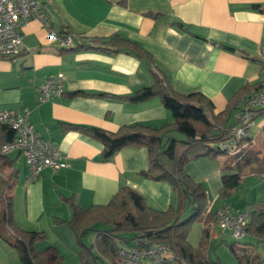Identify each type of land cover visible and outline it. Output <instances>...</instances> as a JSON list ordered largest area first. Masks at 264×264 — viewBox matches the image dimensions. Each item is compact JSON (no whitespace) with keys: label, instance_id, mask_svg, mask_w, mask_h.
<instances>
[{"label":"crops","instance_id":"0c3cea01","mask_svg":"<svg viewBox=\"0 0 264 264\" xmlns=\"http://www.w3.org/2000/svg\"><path fill=\"white\" fill-rule=\"evenodd\" d=\"M40 1L47 6L57 31L86 39L118 33L138 42L153 55L154 69L165 75L175 90L183 94L202 92L214 101L216 113L225 111L231 99L244 90L234 102L229 123L234 122L240 97L264 72V12L255 8L264 7V0ZM23 35V52L0 58V108L17 113L28 108L36 129L62 152L64 166L58 170L46 167L30 179L24 155L14 150L0 155V179L12 176L8 193L15 221L26 233H37L35 251L50 248L67 258L76 236L66 223L56 221L73 217L75 209L66 197L74 196L79 207L87 209L109 203L128 186L143 195L148 206L161 210L168 209L176 197L169 182L140 175L149 165L146 146H126L111 161H104V146L99 140L66 129L65 124L115 132L134 123L158 128L175 118L159 96L139 102L122 98L153 82L146 59L126 51L62 49L38 18L24 25ZM59 73L65 76L64 93L41 102L39 86ZM254 148L264 156V148L257 147L255 137ZM224 160V156H201L185 165L187 174L204 189L210 205L211 199L217 203L221 198ZM229 195L224 206L209 210L218 213L224 207L241 212L250 210L247 203H264V177L247 175ZM236 197H244L241 208L234 206ZM214 227L211 234L218 238ZM203 232L204 224L201 238ZM188 239L193 247L199 246L200 242H192L194 238ZM236 245L249 250L254 247ZM0 264H23L16 249L1 236Z\"/></svg>","mask_w":264,"mask_h":264},{"label":"trees","instance_id":"16d2710c","mask_svg":"<svg viewBox=\"0 0 264 264\" xmlns=\"http://www.w3.org/2000/svg\"><path fill=\"white\" fill-rule=\"evenodd\" d=\"M255 8L264 12V7L255 5ZM177 24L186 28L181 22ZM223 47L235 50L231 46ZM62 49H95L111 53L126 51L146 59L151 66L153 82L122 98L139 102L159 96L175 118L173 122L158 128L134 123L122 125L115 132L94 126L65 124L66 129H75L99 140L104 146V161H111L126 146H146L149 165L140 175L169 182L176 197V201L166 210L148 206L143 195L128 186L122 187L109 203L96 204L87 209H81L74 196L66 197V201L75 209L73 217L69 220L57 218L56 221L66 223L82 247L81 261L78 264H105V261L115 264L120 243L129 242L138 235L166 242L187 264H219L207 253V245L213 238L211 228L219 223L218 213L209 210L204 189L187 174L185 165L201 156L218 159L221 154L227 153L218 148V143L229 138V129L234 124L229 123V118L235 108L234 102L244 90L231 99L225 111L216 113L215 103L211 98L202 92L183 94L175 90L165 75L154 69L153 55L138 42L118 33L108 38L86 39L80 36L76 38L74 45L63 46ZM246 89L248 88L245 87ZM261 115H264V107L257 110L256 118ZM174 131L183 133L185 138H176ZM14 138V129L0 121V148ZM228 157L223 162L220 196L227 197L239 188L249 174L264 177V156H260L254 148V136L250 132ZM11 185L12 176L1 177L0 236L17 250L23 264H71L57 250L48 248L41 252L35 251L34 240L37 233H26L15 221L13 202L8 193ZM247 204L251 206L248 209L250 220L246 234L264 242V203ZM189 211L190 215L185 218ZM196 221L203 222L204 232L199 246L193 247L188 235ZM99 223L105 224V228L96 230L93 244L87 246L82 238ZM127 234L132 236L126 237ZM232 249L239 264H264V258L256 248L249 250L233 244Z\"/></svg>","mask_w":264,"mask_h":264},{"label":"built area","instance_id":"2783aa9c","mask_svg":"<svg viewBox=\"0 0 264 264\" xmlns=\"http://www.w3.org/2000/svg\"><path fill=\"white\" fill-rule=\"evenodd\" d=\"M32 18L40 19L48 28L50 38L59 40L62 46L74 45L72 33L57 31L52 27L49 10L40 0H0V58L14 57L24 50L23 27ZM65 76L59 73L47 77L39 86V100H50L64 93ZM234 124L229 129V138L218 143V148L230 151L248 136L256 119L258 109L264 107V72L260 80L250 87L238 100ZM0 121L9 124L15 138L0 148V155L20 151L29 166L30 179L51 167L58 170L64 166L60 149L36 129L30 119V110L21 113L0 108ZM235 152V151H234ZM233 152V153H234ZM219 227L231 230L235 237L246 234L249 225V210L231 213L228 208L218 212ZM115 264H187L166 242L151 240L147 235H138L129 242L120 243Z\"/></svg>","mask_w":264,"mask_h":264},{"label":"rangeland","instance_id":"374dc122","mask_svg":"<svg viewBox=\"0 0 264 264\" xmlns=\"http://www.w3.org/2000/svg\"><path fill=\"white\" fill-rule=\"evenodd\" d=\"M263 124H264V115H261L255 119L254 125L250 131V133L254 135L256 142H257V147L259 149L264 148V131L261 130V127ZM173 134L176 138H180V139L185 138V135L179 131H174ZM235 150H236V147H233L226 154H221L220 157L223 158L224 156L225 160H228L229 159L228 155L233 153ZM247 172L249 171L247 170ZM244 180L245 178L243 179V182ZM217 195H219V192ZM229 196L230 195H228L227 197ZM227 197L221 196V198L218 200L217 203H214V201L211 199V202H213V205H210V202H209V207H211L214 210L215 208L218 207V205L221 207L224 206L226 204L224 199ZM234 200H235L234 206H237L240 208L243 206L242 204L244 202V197H240V198L236 197L234 198ZM1 203H3V201ZM231 210H229L231 213H235L234 211H231ZM190 213H191L190 211L187 212L185 214V218L188 217ZM105 226H106L105 224L99 223L93 229L89 230L87 235L82 238L83 243L86 244L87 246H91L95 239L96 230L103 229L105 228ZM213 230L216 232L217 235H219L220 238L219 237L212 238L209 240V243L207 245V253L209 254V257L212 260H217L219 264H239L238 257L236 256V254L234 253L232 249V245L236 243L239 244L240 246H244L246 244L255 245L254 247L258 250L260 255L264 258V242L257 241V239L251 236L250 234H245L242 237H235L231 230L229 229L222 230L219 226L217 227V225H215ZM195 231H196V234H195ZM202 231H203V222L196 221L192 225L189 231V235H188L192 239L194 238L193 239L194 241L192 240L194 244H197V245L199 244ZM131 236L132 234L126 235V237H129V238ZM254 247H253V250H255ZM71 248L72 249H69L70 251H68L66 261L71 264H78L81 261L80 250L82 249V247L80 246L79 242L75 240ZM105 264H113V263L109 261H105Z\"/></svg>","mask_w":264,"mask_h":264}]
</instances>
